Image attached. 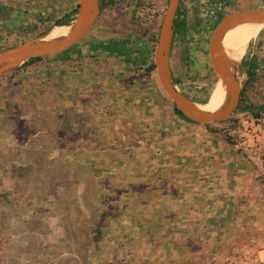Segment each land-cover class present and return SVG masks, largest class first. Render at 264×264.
Returning <instances> with one entry per match:
<instances>
[{
    "label": "crops",
    "instance_id": "obj_1",
    "mask_svg": "<svg viewBox=\"0 0 264 264\" xmlns=\"http://www.w3.org/2000/svg\"><path fill=\"white\" fill-rule=\"evenodd\" d=\"M257 1L264 6V0ZM16 18L13 28L22 38L27 29L34 27L40 34L46 25L52 26L53 15L33 22H19L20 15ZM260 33L264 42V32ZM226 36V50L235 49L237 28ZM146 53L148 61L150 52ZM145 56L126 48L120 39L91 42L87 48L47 56L13 72L11 82H0L1 95L10 86L20 95L17 99L42 96L52 104L51 113L60 114L64 121L59 146L49 152L28 149L25 156L23 150L13 149L12 169L35 168L34 153H41L39 163L45 167L58 159L59 167L82 170L77 180H54V195L46 188L52 180H44L38 195L30 187L35 180L12 181L17 188L25 186L20 192L13 188L12 193L22 202L28 200L22 212L29 218L25 225L32 253L23 261L18 255L23 252L20 240L18 252L8 246L9 239L21 235L12 231L9 236L10 210L1 197L0 264H51L47 255L55 247L51 242L56 233L60 235L54 240L63 250L59 264H242L243 257L248 264H264V180L253 171L251 160L239 153L238 144L231 145L204 124L180 117L160 89H155L158 95L152 100L143 96L148 93L147 80L139 68L147 62H142ZM252 57L262 59L264 52ZM2 99L0 113L6 106ZM159 103L168 104L167 115L154 107ZM151 139L159 146H149ZM260 155L257 151L253 159L264 169ZM5 159L0 156L1 180ZM85 173L95 191L86 192ZM73 181L78 187L74 208L68 187ZM86 217L91 220L86 223L92 234L90 244L82 236ZM85 249L91 252L86 258ZM73 250L75 258L68 256Z\"/></svg>",
    "mask_w": 264,
    "mask_h": 264
},
{
    "label": "rangeland",
    "instance_id": "obj_2",
    "mask_svg": "<svg viewBox=\"0 0 264 264\" xmlns=\"http://www.w3.org/2000/svg\"><path fill=\"white\" fill-rule=\"evenodd\" d=\"M78 4L79 2L77 3V0H0V50L19 45L25 40L37 35L47 34L48 37H54L53 30L58 27L55 26V21L66 14H73V10ZM168 4L169 0H117L115 5L102 9L91 31L71 50L87 48L88 44L91 42L120 39L126 48H129L132 52L135 50L136 54L141 58L147 54L146 50L149 51V60L147 61V57L145 56L142 62H147H143L142 66L139 68L143 70L146 75L145 79L147 80L145 86L148 89V93L143 96H147L149 100H152L158 95L155 89H160L170 100L158 80L156 71H154V73L148 71L151 60L154 59V50L158 41H156V38L159 37L161 24ZM261 5V1L257 0H181L179 19H184L186 25L184 29L177 30L178 32L174 34L171 65L178 87L194 101L202 105L206 104L220 81L219 77L212 69L213 67L208 51L210 38L216 25L220 22L222 17L229 13L255 9ZM7 8L12 10H8ZM48 13L53 15L52 26L46 25L45 28H42L43 31L40 32V34L32 27L27 29L28 32L24 33V37H17V34L19 35L21 32H17L15 28H13L17 23H13V21L17 20L16 16L20 15L19 22H24L26 20H31L33 22L39 19V16L47 15ZM60 15L61 17H58ZM76 15L77 14H73L71 16L70 25H64L68 27V30L74 23ZM241 26L242 25L236 27L238 31L237 41L239 40ZM260 32H264V26L259 30V33L254 35V39L249 45L247 54L238 61L239 76L244 87L248 78L247 73H244L246 63L254 58L252 57V53L257 54L261 51L262 53L264 52V42L261 41ZM226 37L227 36H225L224 39L225 49L229 44ZM115 46L119 47V43L117 42ZM94 49L97 50L96 48ZM71 50L67 52L69 53ZM114 50H117V48H114ZM226 51L229 56H231L234 49H232V51ZM256 61L259 65L258 76L252 85L247 88L245 93L247 100L253 102L257 106L264 107V58H256ZM5 76L6 77H0V82L8 83L12 81L10 74ZM2 94L3 95L0 94V99L3 97L2 101L7 107L5 106L3 112L0 113V156L9 159V154L12 155L13 149L23 150V155L21 154V156H25L24 151L28 149L33 152L41 150L48 151V149H51L54 145L59 146L61 138L59 135L63 131L62 129H64V121L60 120V114L51 113L53 106L50 102L48 103L44 101V99H41L43 98L42 96H27L17 99L20 95L17 93L16 89L10 86L6 87ZM170 102L172 101L170 100ZM167 105V103H159L154 107L160 109L161 113L164 115H167L169 111L167 110ZM151 106L152 105L147 106L149 110ZM124 123H127V121L125 120ZM206 127L212 132L221 134L225 141H228V138H230L231 141H228L229 144H238L239 153L248 157V160H251L254 166L252 168L253 171L255 174H258L259 180H264L263 165L256 164L253 159V157L256 156V152L259 151V153H261V160L264 162V110L261 111L260 116H256L249 111L236 110L231 117L224 122L212 123ZM2 134H4V137ZM257 134H260L262 138H258ZM245 141L248 142L244 144ZM152 144L159 146L157 140H148V145L150 146ZM45 155H47V153ZM54 155L55 154H52V156ZM34 156L38 161V163L34 165L35 168L23 165L20 169H12L11 166L14 164L12 160L5 159L2 164L5 166L3 180H1L0 177V203L2 202L1 197H3L4 200L2 204L4 208L6 207L10 210L7 216L8 227H6V229L8 230L9 236H11L12 231H14V234L19 233L21 235L18 240L17 238L9 239L10 243L8 246H14V249H16L17 242L20 240V249L23 252H18V248L17 252L21 259L25 258L23 261H26L30 257L29 254L32 253V243H30L27 233L28 228L25 225L29 218L27 214L22 212L26 211V208H28V200L25 197V200L22 202L21 197H17L18 195L14 196V193H12L13 188H17V186L14 185L12 181L18 179L35 180L30 187H34L35 190L33 193L38 195L43 192L42 190L46 185L44 180H52L53 183L51 185L47 184L46 188L50 187L51 193L54 195V183L56 180H77L76 176H81L82 171L75 168L59 167L58 159H56L57 162L55 161L51 164V167L48 168L47 165L45 167L43 163H39L41 158L44 157V154L34 153ZM155 156L156 154L151 155V159L152 157L155 158ZM85 171L86 170H84V172ZM170 175V171L165 172V176L169 177ZM153 178H156V176L153 175ZM84 181L88 189L86 192L95 191L96 187L91 184L92 180L89 175L86 176V173ZM21 187L25 186L19 185L17 188L19 192L21 191ZM68 187L69 192L73 195V197H69L70 207H73V205L76 204L75 192L78 187L75 185L74 181L70 183ZM38 198H40V196ZM12 204L16 206H12ZM12 207H15L14 212H12ZM17 208L19 209V214ZM87 220L91 221L86 217L82 221V225H86ZM71 222L75 224L76 221L73 220ZM85 228V232L82 233L83 240L84 242L88 241L90 244L92 234L89 232L88 224ZM68 229H71V227ZM70 232L72 237L76 235L74 230ZM107 234L108 233H100V236H106ZM59 235L60 234L57 233L53 235L51 244H55V247L52 246L49 250L50 253L47 255V259L51 264H59L60 253L63 251L57 245L59 242L54 240L58 238ZM12 241H14L13 245L11 243ZM79 252L80 251H78V253ZM72 253L73 255L69 254L68 256L75 258L76 251L73 250ZM83 253V256L86 258L91 252L85 249ZM36 256L38 257L39 255Z\"/></svg>",
    "mask_w": 264,
    "mask_h": 264
},
{
    "label": "water",
    "instance_id": "obj_3",
    "mask_svg": "<svg viewBox=\"0 0 264 264\" xmlns=\"http://www.w3.org/2000/svg\"><path fill=\"white\" fill-rule=\"evenodd\" d=\"M104 0H80L78 13L67 33L48 37L47 34L31 37L19 45L0 50V77L12 74L26 61L59 54L73 48L86 36L97 22ZM181 0H169L156 43L154 62L158 80L174 105L189 119L200 124L224 122L236 111L243 91L239 76V62L232 59L224 46L226 34L245 24L264 26V7L240 10L222 17L216 25L209 42V56L214 72L226 88L224 104L217 110L199 105L175 81L171 57L175 34V19ZM245 68L244 73H246Z\"/></svg>",
    "mask_w": 264,
    "mask_h": 264
},
{
    "label": "trees",
    "instance_id": "obj_4",
    "mask_svg": "<svg viewBox=\"0 0 264 264\" xmlns=\"http://www.w3.org/2000/svg\"><path fill=\"white\" fill-rule=\"evenodd\" d=\"M116 1L117 0H104L103 1V6H102V9H106V8H109L113 5L116 4ZM78 7H79V4L77 5V7L73 10L74 13L73 14H77L78 13ZM180 6H179V9H178V12H177V16H176V19H175V32H178L177 30H181V29H184V26L186 25V21L184 19H179L180 17ZM72 13L70 14H66L65 16H62L61 18L57 19L55 21V26H64V25H70L71 24V16L73 15ZM158 40V38H156V41ZM79 43V42H78ZM77 43V44H78ZM76 44V45H77ZM75 45V46H76ZM156 47V46H155ZM172 47H173V44H172ZM72 49V48H71ZM71 49H68L64 52H61L59 54H66L68 53L67 51L71 50ZM155 51V50H154ZM232 51V50H231ZM47 57V56H46ZM43 58L45 57H37V58H32L28 61H26L24 64H22L19 69L14 72L13 74H16L17 72H20L22 70H26L31 64L39 61V60H42ZM246 73L248 75V78H247V81L245 83V87H244V90L242 92V95H241V100H240V103L237 107L236 110H243V111H249L251 113H253L254 115L256 116H260L261 115V111L264 110V107H260V106H257L256 104H254L253 102L247 100L246 98V90L249 86L252 85V83L254 82V80L256 79V77L258 76V71H259V65H258V62L256 61V58L254 57L252 60L248 61L246 63ZM213 69V68H212ZM173 70V69H172ZM148 71L149 72H154L156 71V66H155V62H154V59L151 60V64L149 65L148 67ZM214 71V70H213ZM12 74V75H13ZM11 75V74H10ZM2 77H6V76H2ZM208 103V102H207ZM173 108H174V111L176 114H178L180 117L186 119L187 121L189 122H193V123H197V124H200L198 122H195L191 119H189L188 117H186L182 111H180L173 103ZM212 123H209V124H204L206 126H209L211 125ZM228 141L230 142V138H228ZM233 144H236V143H233Z\"/></svg>",
    "mask_w": 264,
    "mask_h": 264
},
{
    "label": "bare ground",
    "instance_id": "obj_5",
    "mask_svg": "<svg viewBox=\"0 0 264 264\" xmlns=\"http://www.w3.org/2000/svg\"><path fill=\"white\" fill-rule=\"evenodd\" d=\"M263 27L260 24H245L241 26L239 41L230 56L234 60H241L244 55L247 53L251 41L254 39V35L259 33V30ZM68 27L58 26L53 30V35H62L67 33ZM226 98V88L223 82L220 80L212 92L208 103L200 104L202 107L208 110H217L219 109L225 101Z\"/></svg>",
    "mask_w": 264,
    "mask_h": 264
},
{
    "label": "built area",
    "instance_id": "obj_6",
    "mask_svg": "<svg viewBox=\"0 0 264 264\" xmlns=\"http://www.w3.org/2000/svg\"><path fill=\"white\" fill-rule=\"evenodd\" d=\"M241 260H242V262H243L242 264H248V263H246V261H247L246 258L243 257ZM231 263H232V262H230V264H231Z\"/></svg>",
    "mask_w": 264,
    "mask_h": 264
}]
</instances>
